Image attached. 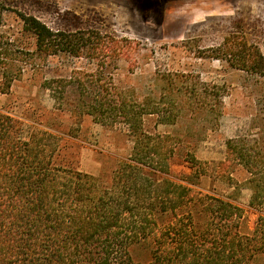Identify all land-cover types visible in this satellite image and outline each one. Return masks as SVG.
I'll return each instance as SVG.
<instances>
[{"label":"trees","instance_id":"obj_1","mask_svg":"<svg viewBox=\"0 0 264 264\" xmlns=\"http://www.w3.org/2000/svg\"><path fill=\"white\" fill-rule=\"evenodd\" d=\"M145 1L151 9L162 0ZM5 6L0 3V30ZM15 18L19 39L0 31V91L8 94L31 66L56 110L124 131L132 150L106 185L63 165L54 134L28 132L23 121L0 112V264H260L264 158L248 155L243 140L226 143L228 155L250 175L249 207L259 214L253 231L245 233V210L230 197L196 191L190 176L181 182L170 176L179 143L156 129L174 120L152 104L165 94L186 104L191 91L176 88L167 75L156 83L164 92L160 97H140L115 82L126 40L95 30L54 31L18 11ZM250 56L231 67L264 77V57L255 50ZM50 59L57 65L47 70L41 63ZM67 59H88L91 67L66 69L60 63ZM152 118H158L155 131L149 129ZM189 162L197 164L194 154ZM136 249L145 251L138 261Z\"/></svg>","mask_w":264,"mask_h":264},{"label":"rangeland","instance_id":"obj_2","mask_svg":"<svg viewBox=\"0 0 264 264\" xmlns=\"http://www.w3.org/2000/svg\"><path fill=\"white\" fill-rule=\"evenodd\" d=\"M145 2L0 0L9 9L0 31L20 38L17 11L54 31H99L126 40L125 56L115 71L121 89L160 97L164 92L157 80L170 75L176 88L191 91L186 104L166 94L152 104L162 117L174 120L156 129L179 143L170 176L177 182L190 176L196 191L230 197L244 208L243 232L250 233L259 216L249 207L250 175L235 155H228L226 143L243 140L248 155L256 161L264 158V77L231 67L249 60L254 50L264 57V0H172L164 6L162 0L151 9ZM41 64L53 69L57 59ZM60 64L66 69L91 67L88 59ZM22 71L8 94L0 91V112L23 121L28 132L39 128L54 134L60 140L63 165L109 184L117 164L131 154L126 133L105 128L89 116L78 121L56 110L49 92L40 86L41 75H33L31 66ZM152 119L149 129L155 131L158 118ZM193 154L198 160L194 166L189 162ZM144 253L136 249L133 256L138 261Z\"/></svg>","mask_w":264,"mask_h":264}]
</instances>
